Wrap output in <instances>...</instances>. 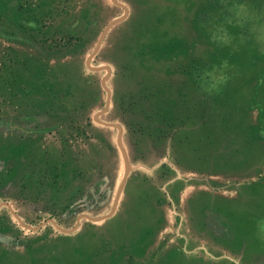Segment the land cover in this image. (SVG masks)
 Returning <instances> with one entry per match:
<instances>
[{
  "label": "rangeland",
  "instance_id": "obj_1",
  "mask_svg": "<svg viewBox=\"0 0 264 264\" xmlns=\"http://www.w3.org/2000/svg\"><path fill=\"white\" fill-rule=\"evenodd\" d=\"M116 1L0 0V264H264V0Z\"/></svg>",
  "mask_w": 264,
  "mask_h": 264
},
{
  "label": "water",
  "instance_id": "obj_2",
  "mask_svg": "<svg viewBox=\"0 0 264 264\" xmlns=\"http://www.w3.org/2000/svg\"><path fill=\"white\" fill-rule=\"evenodd\" d=\"M113 3L115 4H118L116 0H111ZM120 6L124 9L125 11V14L123 16H121L120 18L118 19H115V20H111L109 21L104 29L102 30V32L100 33L97 41H96V44L93 48V51L91 52V54L89 55V57L86 59V65L87 67L92 70V71H99V70H102V69H105L106 70V74L105 76L101 79V84L103 86V88L105 89L106 93H107V97L105 99V102H104V106L101 110L97 111L94 115H93V119L107 127H113V128H116L117 129V137H116V142H117V145L121 151V154H122V157L124 159V163H125V173L123 175V178L122 180L120 181V184H119V187H118V190H117V193H116V197L113 201V205L111 207V211L107 214V215H103V216H95V217H91V216H88V215H85V214H81L78 216L77 220H76V226L78 225V222H79V219L80 217H85L89 220H92V221H98V220H101V219H105L107 217H109L110 215H112V213L114 212L115 210V207H116V204H117V197L121 191V188L123 187L124 183H125V180L127 178V175L129 173V168H130V164H129V160H128V156H127V153L125 152V150L123 149V146H122V132H123V129H122V126L121 124L119 123H115V122H110V121H106V120H102V119H99V117H101L109 108V104H110V90L109 88L106 86L105 84V81L107 80V78L110 76L111 74V68L109 66H101V67H93L91 66L90 64V61H91V58L93 57V55L98 51L102 41H103V38L105 36V33L106 31L113 25H115L116 23H118L119 21H121L126 13H127V8L124 6V5H121ZM18 218V217H17ZM18 220L20 221V219L18 218ZM51 221V220H50ZM21 222V221H20ZM22 225H24L22 222H21ZM42 223H40L38 225L41 226ZM56 225V224H55ZM28 228H32L31 226H28L26 225ZM57 226V225H56ZM37 227V228H38ZM58 227V226H57ZM35 228V229H37Z\"/></svg>",
  "mask_w": 264,
  "mask_h": 264
},
{
  "label": "trees",
  "instance_id": "obj_3",
  "mask_svg": "<svg viewBox=\"0 0 264 264\" xmlns=\"http://www.w3.org/2000/svg\"><path fill=\"white\" fill-rule=\"evenodd\" d=\"M249 214L251 215L252 213H247L244 215V224H250V226H248L247 229H244V237L246 238V241H247L249 247H252L253 250H259V249H262L263 244L255 236L256 218H254V217H256L258 215H256V213H255V214H252L250 216ZM252 217H253V219H251ZM249 218H250V221L247 220Z\"/></svg>",
  "mask_w": 264,
  "mask_h": 264
}]
</instances>
